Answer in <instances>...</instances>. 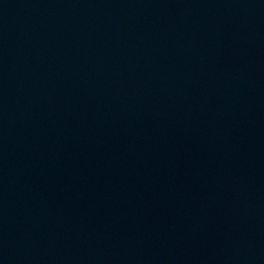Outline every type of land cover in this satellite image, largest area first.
Listing matches in <instances>:
<instances>
[{
  "label": "water",
  "instance_id": "water-1",
  "mask_svg": "<svg viewBox=\"0 0 264 264\" xmlns=\"http://www.w3.org/2000/svg\"><path fill=\"white\" fill-rule=\"evenodd\" d=\"M90 264H264V70Z\"/></svg>",
  "mask_w": 264,
  "mask_h": 264
}]
</instances>
